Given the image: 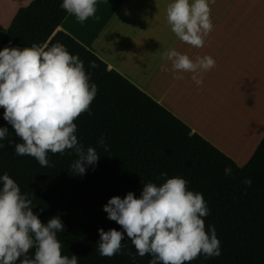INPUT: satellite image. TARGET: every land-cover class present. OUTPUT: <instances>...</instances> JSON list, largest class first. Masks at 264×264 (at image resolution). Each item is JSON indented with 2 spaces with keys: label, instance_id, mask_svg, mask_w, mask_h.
<instances>
[{
  "label": "trees",
  "instance_id": "trees-1",
  "mask_svg": "<svg viewBox=\"0 0 264 264\" xmlns=\"http://www.w3.org/2000/svg\"><path fill=\"white\" fill-rule=\"evenodd\" d=\"M61 3L33 0L21 6L2 42L16 47L60 43L79 57L98 91L90 105L91 115L85 112L74 121L75 135L85 150L95 148L99 159L79 175L70 167L77 159L73 150L48 153L53 165L49 167H42L34 157L17 155L13 144L22 141L3 119L0 108V127L9 129L7 138L0 141L4 145L0 148V176L6 173L16 181L42 223L54 216L62 221L64 231L57 233L62 255H77L78 264H149L152 257L137 255L126 234L120 253L110 258L99 254V228L123 231L108 219L103 205L112 196L124 198L129 191L139 198L143 183L159 186L170 177L185 179L189 190L203 195L209 209L203 218L205 230L214 226L220 241V255H200L190 264H264V133L249 159L238 165L118 71L108 68L95 53L57 29L68 14ZM101 137L107 151L98 144ZM226 167L231 169L230 175L225 174ZM162 172L167 175L161 176ZM28 257H34V249Z\"/></svg>",
  "mask_w": 264,
  "mask_h": 264
},
{
  "label": "clouds",
  "instance_id": "clouds-1",
  "mask_svg": "<svg viewBox=\"0 0 264 264\" xmlns=\"http://www.w3.org/2000/svg\"><path fill=\"white\" fill-rule=\"evenodd\" d=\"M211 3L215 0H171L166 6L167 23L180 41L193 48L204 46L213 30ZM96 5L97 0L61 3L62 9L79 23L95 16ZM161 58L170 62L173 72L191 73L198 86L203 83L204 73L216 65L209 55H198L193 60L175 49L162 53ZM161 70L169 69L161 65ZM89 81L83 62L60 43L6 46L0 50V108L4 110L3 119L22 141L13 144L15 153L34 157L42 167H49L53 165L48 153L73 150L77 159L70 167L79 175L85 173L86 165H95L99 154L93 147L85 150L81 146L74 123L85 112L91 115L90 105L98 88ZM8 133L7 127H0V141ZM98 144L108 150L103 137ZM225 174H231L229 167ZM0 182V264H78L77 255H62L57 239V233L64 231L62 221L54 216L42 223L32 210V201L21 194L14 179L5 173ZM245 183L250 185L251 181ZM187 184L181 177H170L159 186L143 183L139 198L131 191L124 198H109L103 210L123 231L99 228V254L110 258L120 253L126 234L137 255L152 257L149 264H190L200 255H220L215 227L205 230L203 218L209 215V209L203 195L189 190ZM33 249L34 257L29 258ZM126 254L135 260L131 253Z\"/></svg>",
  "mask_w": 264,
  "mask_h": 264
},
{
  "label": "crops",
  "instance_id": "crops-1",
  "mask_svg": "<svg viewBox=\"0 0 264 264\" xmlns=\"http://www.w3.org/2000/svg\"><path fill=\"white\" fill-rule=\"evenodd\" d=\"M32 1L0 0V50L16 47L4 44L3 36L17 9ZM170 2L97 0L94 17L79 23L67 14L57 29L71 35L108 68L118 71L234 160L241 148L232 149L230 145L244 143L243 159L248 146L239 129L246 126L248 72L252 73L264 58V0L211 3L213 30L202 48L183 43L171 31L166 20ZM169 49L193 60L209 55L216 65L204 73L198 86L191 73L173 72L170 62L162 60V53ZM161 65L169 70L162 71ZM178 75L183 78L176 79ZM229 128L233 130L230 133Z\"/></svg>",
  "mask_w": 264,
  "mask_h": 264
},
{
  "label": "rangeland",
  "instance_id": "rangeland-1",
  "mask_svg": "<svg viewBox=\"0 0 264 264\" xmlns=\"http://www.w3.org/2000/svg\"><path fill=\"white\" fill-rule=\"evenodd\" d=\"M261 61L263 63H259L253 67L252 73L248 72V113L245 114L247 119H244L246 126L239 129V131L244 132V142L248 146L245 157L240 159L243 151H245L244 143L230 145L232 149H236L240 145L241 149L239 151L236 150L238 152L236 153L237 160L228 155L238 165H243L249 159L262 137L261 135L264 133V58ZM254 127L256 131L253 130ZM230 131L233 130L229 128V133ZM258 138L259 140H257ZM247 156L248 158L246 159Z\"/></svg>",
  "mask_w": 264,
  "mask_h": 264
}]
</instances>
